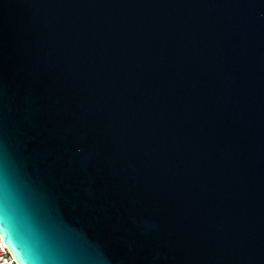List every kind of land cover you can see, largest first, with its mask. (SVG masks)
<instances>
[{
	"label": "water",
	"instance_id": "1",
	"mask_svg": "<svg viewBox=\"0 0 264 264\" xmlns=\"http://www.w3.org/2000/svg\"><path fill=\"white\" fill-rule=\"evenodd\" d=\"M0 234L28 264H264V0H0Z\"/></svg>",
	"mask_w": 264,
	"mask_h": 264
},
{
	"label": "built area",
	"instance_id": "2",
	"mask_svg": "<svg viewBox=\"0 0 264 264\" xmlns=\"http://www.w3.org/2000/svg\"><path fill=\"white\" fill-rule=\"evenodd\" d=\"M0 264H19L16 256L0 234Z\"/></svg>",
	"mask_w": 264,
	"mask_h": 264
},
{
	"label": "snow or ice",
	"instance_id": "3",
	"mask_svg": "<svg viewBox=\"0 0 264 264\" xmlns=\"http://www.w3.org/2000/svg\"><path fill=\"white\" fill-rule=\"evenodd\" d=\"M5 239L7 240L8 238L5 237ZM15 244H16V247L20 248L21 250V256H18L17 258L22 261V264H28L26 250L24 249V247L22 246L20 242L16 241ZM9 246L12 247V244H10Z\"/></svg>",
	"mask_w": 264,
	"mask_h": 264
}]
</instances>
